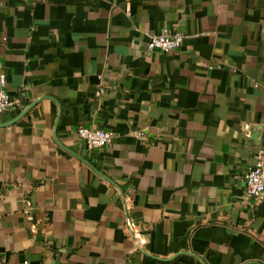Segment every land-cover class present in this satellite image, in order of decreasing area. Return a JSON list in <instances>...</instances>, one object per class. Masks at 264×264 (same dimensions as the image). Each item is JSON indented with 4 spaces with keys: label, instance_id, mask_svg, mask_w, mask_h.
I'll list each match as a JSON object with an SVG mask.
<instances>
[{
    "label": "crops",
    "instance_id": "obj_1",
    "mask_svg": "<svg viewBox=\"0 0 264 264\" xmlns=\"http://www.w3.org/2000/svg\"><path fill=\"white\" fill-rule=\"evenodd\" d=\"M1 74L0 264H264V0H0Z\"/></svg>",
    "mask_w": 264,
    "mask_h": 264
},
{
    "label": "built area",
    "instance_id": "obj_2",
    "mask_svg": "<svg viewBox=\"0 0 264 264\" xmlns=\"http://www.w3.org/2000/svg\"><path fill=\"white\" fill-rule=\"evenodd\" d=\"M184 42V36L176 34H153L147 43L148 51H159L170 53L179 50ZM104 93L102 87L97 95ZM21 101L12 98L7 91L6 76L0 75V116L11 109L20 108ZM137 138H143L141 132L134 134ZM77 136L88 149L98 150L109 146L113 141V134L103 129L80 126L77 129ZM245 196L250 200H256L264 195V127L262 128V143L256 150L253 163L246 173Z\"/></svg>",
    "mask_w": 264,
    "mask_h": 264
},
{
    "label": "water",
    "instance_id": "obj_3",
    "mask_svg": "<svg viewBox=\"0 0 264 264\" xmlns=\"http://www.w3.org/2000/svg\"><path fill=\"white\" fill-rule=\"evenodd\" d=\"M130 229H131V234H132V236H133V238H134V240H135L136 246H137L140 250H142V249H143V245H144V243H145V238H144L143 236H141L140 234H136V233L134 232V230L132 229L131 224H130Z\"/></svg>",
    "mask_w": 264,
    "mask_h": 264
}]
</instances>
